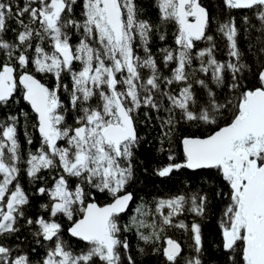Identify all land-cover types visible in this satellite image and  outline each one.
Masks as SVG:
<instances>
[{
	"label": "snow or ice",
	"instance_id": "snow-or-ice-1",
	"mask_svg": "<svg viewBox=\"0 0 264 264\" xmlns=\"http://www.w3.org/2000/svg\"><path fill=\"white\" fill-rule=\"evenodd\" d=\"M216 202L264 264V0H0V264H209Z\"/></svg>",
	"mask_w": 264,
	"mask_h": 264
},
{
	"label": "trees",
	"instance_id": "trees-1",
	"mask_svg": "<svg viewBox=\"0 0 264 264\" xmlns=\"http://www.w3.org/2000/svg\"><path fill=\"white\" fill-rule=\"evenodd\" d=\"M204 2L211 9L212 5L215 4L216 0H204ZM153 18H155L154 13H153ZM254 23H256V22L254 21ZM255 35H257V33H255V32L250 33L251 37H254ZM9 36H11V33H9ZM219 43H220L221 47H224L226 42L221 39L219 41ZM247 43H248V41L244 38H242L240 40L241 47L244 49H246ZM220 58L224 59L225 57L223 55H221ZM250 58L251 57H249V59ZM249 78L251 79V77H249ZM45 82H47L49 84L53 83L51 78H47L45 80ZM20 107H23L26 111L30 112V108L26 104H24L23 102H21L20 105H17L16 109H19ZM32 116H33V120H34V114H32ZM141 132L142 133L144 132L143 127L141 128ZM35 138L38 139V133L35 134ZM20 139H21L22 144H24V147L27 148L28 146L26 145V143L24 141L22 129H21V133H20ZM35 146H36V144L33 145V147H35ZM143 158L144 157L142 156V159ZM147 159L151 160V156H148ZM138 177H139L138 181L132 185L130 190L133 191L134 193H138L139 196L143 197L145 200L150 201L153 196H156V197L165 196L166 197L170 193H174L176 191V188H177L175 183H170V184L165 185V184H162L160 182L159 178L151 177V176L145 175L143 173H138ZM197 180H198V177L194 178L192 181V184L195 185ZM25 183H26V181H25ZM98 199L101 203L105 202V198L103 196H99ZM137 203H139V200H137ZM222 207H223L222 203H220V202L215 203V205L212 209L211 218L205 223L204 229H203L204 233H205L207 245H208V252L205 255V260L207 262H209V264H221V261H222V257H221L220 252L214 246L215 242L218 241L220 238L217 221H218V216H219V213H220V210ZM127 219L128 218L125 217L124 222H127ZM191 219H192V217L188 216V220L190 221ZM168 235H172L175 238L180 239L182 243H189L187 241V238L184 235H182V233H180L179 231L170 230L168 232ZM128 238H129L130 242L132 243L133 251L135 252L136 244H137L136 237L133 234H128ZM72 243L74 246H78L79 242L73 240ZM154 259H155L154 257L145 258V257L137 254V260L139 262H144L146 260L154 261Z\"/></svg>",
	"mask_w": 264,
	"mask_h": 264
}]
</instances>
